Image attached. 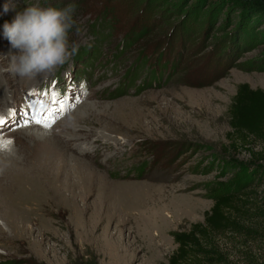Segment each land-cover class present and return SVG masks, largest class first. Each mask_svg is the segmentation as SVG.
Masks as SVG:
<instances>
[{"label": "rangeland", "instance_id": "374dc122", "mask_svg": "<svg viewBox=\"0 0 264 264\" xmlns=\"http://www.w3.org/2000/svg\"><path fill=\"white\" fill-rule=\"evenodd\" d=\"M69 4L77 54L54 72L16 75L4 25L27 7ZM258 7L0 0V139L14 141L0 150V183L17 190L0 191V264H167L174 232L202 223L221 197L243 230L217 246L235 264H264V160L246 150L261 148L227 136L236 87L264 91ZM135 22L150 32L132 38ZM52 90L65 98L52 127H16L14 110L57 107Z\"/></svg>", "mask_w": 264, "mask_h": 264}, {"label": "trees", "instance_id": "16d2710c", "mask_svg": "<svg viewBox=\"0 0 264 264\" xmlns=\"http://www.w3.org/2000/svg\"><path fill=\"white\" fill-rule=\"evenodd\" d=\"M247 1L255 2L260 10H264V0ZM104 13L105 11L102 12L99 21L108 17V14L104 15ZM138 25L139 23L135 22L136 28L131 33L132 38L150 32V26L138 27ZM137 28L139 32H135ZM228 115L231 130L227 133L229 139L234 135L239 141L242 140L245 146L251 144L249 142L258 143L261 148L258 155L252 150H246L251 156H257L258 162H262L264 160V91L254 90L246 83L239 84ZM258 169L264 170V165H259ZM229 209H232L229 198L221 197L215 201L210 211L205 213L202 223H194L186 231L174 232L173 239L177 247L168 257L167 264H235L215 241L217 235L238 234L243 230L240 222L236 216L230 214Z\"/></svg>", "mask_w": 264, "mask_h": 264}, {"label": "clouds", "instance_id": "9594fccd", "mask_svg": "<svg viewBox=\"0 0 264 264\" xmlns=\"http://www.w3.org/2000/svg\"><path fill=\"white\" fill-rule=\"evenodd\" d=\"M75 5L27 7L11 24L4 25V36L17 52L11 57V70L21 78H34L54 72L78 52L69 45L68 34L74 26Z\"/></svg>", "mask_w": 264, "mask_h": 264}, {"label": "snow or ice", "instance_id": "6c2138e0", "mask_svg": "<svg viewBox=\"0 0 264 264\" xmlns=\"http://www.w3.org/2000/svg\"><path fill=\"white\" fill-rule=\"evenodd\" d=\"M52 105L57 107H49L46 112L41 113L39 108H36L34 111H24L23 114H20L19 110H14L11 115L13 117L20 116V119L23 121L21 124L19 121L16 122V127H26L31 124L39 125L45 129H50L58 118V114H63L65 105L63 100L65 99L61 93L52 90L50 92ZM31 108V106H30ZM4 118L0 117V128H3L6 125ZM14 141L12 140H3L0 139V150L6 149Z\"/></svg>", "mask_w": 264, "mask_h": 264}, {"label": "bare ground", "instance_id": "6f19581e", "mask_svg": "<svg viewBox=\"0 0 264 264\" xmlns=\"http://www.w3.org/2000/svg\"><path fill=\"white\" fill-rule=\"evenodd\" d=\"M11 94V93H10ZM12 95V94H11ZM2 100V99H1ZM25 135V134H24ZM5 160V159H4ZM6 161V160H5ZM0 163H3L2 161H0ZM12 163V162H11ZM13 164V163H12ZM14 166V165H13ZM4 167H5V165H4ZM15 167V166H14ZM12 171V170H11ZM1 176V175H0ZM2 177V176H1ZM7 190H10V192H16L17 190H15V188L14 187H6L5 185H2L1 183H0V191H7ZM18 194L20 195V196H22V192H18ZM8 227H9V229L13 232V235L15 236V238H16V236H17V233L19 232V231H21L20 229H19V227H14V229H13V224L12 223H9V222H6L5 223ZM15 226V225H14ZM22 232V231H21ZM15 238H13V239H11L12 241V243L13 244H21V242H19L18 241V239H15Z\"/></svg>", "mask_w": 264, "mask_h": 264}]
</instances>
